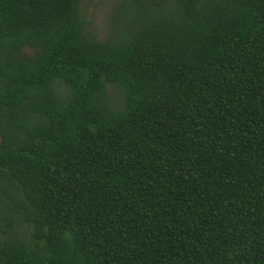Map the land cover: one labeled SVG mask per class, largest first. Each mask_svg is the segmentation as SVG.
I'll return each mask as SVG.
<instances>
[{
    "label": "trees",
    "instance_id": "16d2710c",
    "mask_svg": "<svg viewBox=\"0 0 264 264\" xmlns=\"http://www.w3.org/2000/svg\"><path fill=\"white\" fill-rule=\"evenodd\" d=\"M80 3L0 0V264H264V0Z\"/></svg>",
    "mask_w": 264,
    "mask_h": 264
},
{
    "label": "rangeland",
    "instance_id": "374dc122",
    "mask_svg": "<svg viewBox=\"0 0 264 264\" xmlns=\"http://www.w3.org/2000/svg\"><path fill=\"white\" fill-rule=\"evenodd\" d=\"M125 1L127 0H81L80 16L85 21V29L100 41L114 35L117 11ZM106 92L108 96H117L113 87L107 86Z\"/></svg>",
    "mask_w": 264,
    "mask_h": 264
}]
</instances>
